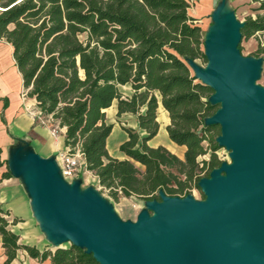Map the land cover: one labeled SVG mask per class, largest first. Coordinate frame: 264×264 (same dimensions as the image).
Listing matches in <instances>:
<instances>
[{
	"label": "trees",
	"instance_id": "obj_1",
	"mask_svg": "<svg viewBox=\"0 0 264 264\" xmlns=\"http://www.w3.org/2000/svg\"><path fill=\"white\" fill-rule=\"evenodd\" d=\"M188 8L185 0H0V39L12 48L23 89L48 127L62 131L64 153L79 151L99 192L114 202H160L190 187L201 189L200 182L223 164L216 154L220 134H212L216 126L210 124L220 106L212 102L213 90L192 74L195 60H208ZM247 13L241 40H256L252 57L257 79L264 80V0H249ZM114 102L116 117L134 116L144 133L122 128L123 160L111 157L106 145L113 128L106 110ZM159 104L168 115L169 140L185 147L183 160L148 145L159 131ZM10 178L0 149V183ZM19 222L0 209L3 264L18 251L50 264H99L73 244L43 251L20 244L11 231Z\"/></svg>",
	"mask_w": 264,
	"mask_h": 264
},
{
	"label": "water",
	"instance_id": "obj_2",
	"mask_svg": "<svg viewBox=\"0 0 264 264\" xmlns=\"http://www.w3.org/2000/svg\"><path fill=\"white\" fill-rule=\"evenodd\" d=\"M214 24L204 43L207 69L193 64V71L220 106L210 124L220 128L217 142L231 163L200 182L205 201L162 197L149 202L153 217L122 223L95 193L81 194L31 154L20 168L34 164L30 197L58 243L85 249L99 264H264V88L254 84L258 62L237 50L236 15Z\"/></svg>",
	"mask_w": 264,
	"mask_h": 264
},
{
	"label": "crops",
	"instance_id": "obj_3",
	"mask_svg": "<svg viewBox=\"0 0 264 264\" xmlns=\"http://www.w3.org/2000/svg\"><path fill=\"white\" fill-rule=\"evenodd\" d=\"M185 1L189 5V16L194 18L201 31L206 33V39L211 37L214 30V17L221 19L229 13H234L236 16L244 15L247 13L249 4V0ZM27 92L28 90L23 89L22 78L15 66L11 46L0 39V149L1 158L8 161L12 173V178L0 183V209L8 211L11 217L20 220L19 223L11 226V231L18 236L20 244L34 246L39 251H43L55 246L58 238L49 228L44 227L45 221L33 204L28 190L30 173L16 175L12 168L20 169V164L25 162L27 156L34 154L50 163L53 172L62 177L60 154L64 152V135L59 130L58 135L53 136L51 128L41 123L34 99L30 98ZM113 105L116 109L115 102ZM157 121L159 127L160 123L163 126L169 123L168 115L160 104L157 109ZM162 132L165 133L164 127ZM112 139L116 145L119 142H125L120 128L114 125L106 142L107 150L111 157L123 160L109 145ZM169 148H173L174 155L181 151L174 144ZM79 164V174L73 180L79 192L81 194L99 192L98 180L92 173L84 170L82 158ZM5 260L6 255L1 246L0 237V264H3ZM9 264H50V260L40 261L30 258L25 251H18Z\"/></svg>",
	"mask_w": 264,
	"mask_h": 264
},
{
	"label": "rangeland",
	"instance_id": "obj_4",
	"mask_svg": "<svg viewBox=\"0 0 264 264\" xmlns=\"http://www.w3.org/2000/svg\"><path fill=\"white\" fill-rule=\"evenodd\" d=\"M237 15L238 16H236V18L238 19V21L240 23H242L245 16H247L248 13H246L244 15L243 14H237ZM214 28L217 29L218 27L215 26ZM206 37H207L206 33L202 32V39H203L204 43L207 40ZM256 47H257V42L253 38H251L249 40H241L240 50L238 52L242 57L250 59V60H254V58L252 57V53L256 50ZM202 50L205 52V45H203ZM207 65H208V62H204L202 60H195L194 61V66L197 68V70L199 72H205L207 69ZM192 74L195 75L194 71H192ZM196 82H201V81L199 79H196ZM254 84L261 87V88H264V80L262 78H259V79L256 78L254 80ZM121 92L123 94L127 95V94H129V88L123 87V88H121ZM106 122L108 124L114 125V127H116V128H120L121 134H122V136H124L125 141L127 139V136L122 131V128L132 129L135 132H137L139 134V136L144 135L143 132L138 131L137 124H136V118L134 116H132L130 114H125V115H122L121 117H116L115 105H113L109 110H107ZM163 127H164V131H165L166 126H163V124L160 123L158 134L151 141L148 142V145L156 146V147L161 146V147H164L165 149H167L170 153H172L174 150H173V148H169V147L173 143L169 140L166 131H165V133L162 132ZM212 134H214V135L220 134V128L218 126H216V129L212 132ZM115 139H116V137H115ZM113 140L114 139H112V141L109 145L114 149V151H116L115 153L117 156H120L121 158L124 159L125 157L122 154H120L118 151L119 144H122L123 141L119 142L116 145V143ZM176 147H178L181 150L179 152V154H177L176 156L179 159L183 160L185 147H179L177 145H176ZM216 154H217V157L219 158V160L223 164L228 165L231 163L230 153L224 147L220 148L216 152ZM207 158H208V155H205L200 160H207ZM32 166H34V164L30 163L29 165L21 167L20 169H15V168L13 169L12 168V171L16 175H18V174L23 175L24 173L27 172V169L32 167ZM136 166L138 167V165H136ZM200 176H202V174ZM55 177L58 179L61 178L57 174L55 175ZM95 194L97 195L98 198H100L102 200L105 207H107L110 210L112 215L118 221H120L122 223H127V222L134 223L137 221L138 216L142 213L147 214L149 217L154 216V212L152 211L151 205L149 202H145V201H142V200H139L136 198H131V199L121 198L117 202H114L113 200L109 199L105 193L95 192ZM174 198H178L180 200H182L184 198H189V199H191L197 203H202L205 201V200H203L202 190L194 188V187H190V189H186L183 195H176V197H174ZM43 225H44V227L46 226L47 228H49L46 223H43ZM70 245H71V242L65 241V240L58 243V246L62 247V248H67ZM51 248H53V247H51Z\"/></svg>",
	"mask_w": 264,
	"mask_h": 264
},
{
	"label": "built area",
	"instance_id": "obj_5",
	"mask_svg": "<svg viewBox=\"0 0 264 264\" xmlns=\"http://www.w3.org/2000/svg\"><path fill=\"white\" fill-rule=\"evenodd\" d=\"M38 117L40 118L42 124L48 126V122L40 117V113ZM59 130L60 129H58L57 127L51 129L52 135L57 136ZM80 158H81V154L79 153V151H76L75 154L73 155H67L64 152L60 154L61 175L66 182H72L73 180H75V178H77L80 170V164H79Z\"/></svg>",
	"mask_w": 264,
	"mask_h": 264
}]
</instances>
